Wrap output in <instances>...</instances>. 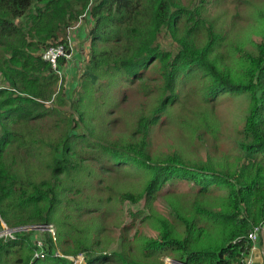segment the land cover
I'll list each match as a JSON object with an SVG mask.
<instances>
[{
    "label": "trees",
    "instance_id": "16d2710c",
    "mask_svg": "<svg viewBox=\"0 0 264 264\" xmlns=\"http://www.w3.org/2000/svg\"><path fill=\"white\" fill-rule=\"evenodd\" d=\"M207 1L93 0L68 95L41 53L90 0H0V219L57 235L43 258L31 230L0 236V264H72L57 247L87 264L249 255L264 222V0ZM237 92L233 124L217 97Z\"/></svg>",
    "mask_w": 264,
    "mask_h": 264
},
{
    "label": "built area",
    "instance_id": "2783aa9c",
    "mask_svg": "<svg viewBox=\"0 0 264 264\" xmlns=\"http://www.w3.org/2000/svg\"><path fill=\"white\" fill-rule=\"evenodd\" d=\"M93 4V0H90L86 10L79 16L78 22L72 26L67 28L64 42L51 44L48 47L44 48L41 53V57L44 61L48 62L51 65V68L57 73V75L61 76L63 74V67H60L59 59H64L65 64L69 62L75 52H76V43H75V32L77 28L80 26L81 22L88 18L90 15L91 5ZM81 52V49L79 50ZM64 64V65H65ZM40 227L42 230L40 231ZM16 230H31V232H39V237L34 240L36 245V250L34 252V257L43 258L46 256V250L44 249V233L49 232L52 240L57 243V235L55 228L52 224H29L21 228H17ZM14 230L12 231V233ZM263 232V228L260 226H255L248 232V238L250 241L255 242L260 237V234ZM10 230H5L3 234L0 236H11ZM53 254L57 257H62L69 260L72 264H87L86 255L82 252L77 254H64L62 253L58 247L53 250ZM249 256V255H248ZM244 257L240 264H254V259L252 257ZM162 264H185L179 261L174 260L169 256H165L163 258Z\"/></svg>",
    "mask_w": 264,
    "mask_h": 264
},
{
    "label": "rangeland",
    "instance_id": "374dc122",
    "mask_svg": "<svg viewBox=\"0 0 264 264\" xmlns=\"http://www.w3.org/2000/svg\"><path fill=\"white\" fill-rule=\"evenodd\" d=\"M211 2H212L211 0H208L206 2V7ZM225 4L228 5L227 4V0L225 1ZM226 5L223 4L221 6V9L230 8L229 5L228 6H226ZM229 17L230 16L227 13L225 18H229ZM84 21H86V19ZM82 23H83V21L81 22V24ZM226 23H227V21H226ZM89 24H91V22H89ZM238 24L239 23H237V26H238ZM84 25L86 27L88 25V23H84ZM236 29H237V27H236ZM236 33L238 34L239 31L237 30ZM88 38L85 41L84 40L79 41V37H78L76 48L78 49V48L82 47L81 49H83V51L86 50V52H87L88 48H89V45H88L89 44V41H88L89 39ZM84 53H85V51H84ZM86 60H87V56L84 55L83 58L78 62L77 67H75L76 73L70 71L69 68H70L71 65L68 66L67 64H65L63 66V74L61 76L58 75V83H57V86H56V92L59 91V89L61 88L60 84L63 83V84H65V88L68 89V91H69L68 95L72 94L70 92H72L74 90L75 85H76V81H77V77L81 73L80 71L85 66ZM0 83H1V81H0ZM54 96H55V94L53 95V97ZM247 96H248V93H246V92H237V93H234V94H226V93L220 94L217 97L218 105H217L216 112L221 114L222 117L225 118V119H226L225 115H229V119L228 120L231 121V122L233 121V124H235V122H237L239 120L241 114L243 113V111H244V109H245V107L247 105ZM234 128L235 127H232V131H234ZM171 140H172V138L168 136V142L166 144L170 143ZM163 143H164V138L160 137L158 139V144L160 146H162ZM177 188L178 189L180 188L179 185L177 186ZM139 206H140L139 204L125 203L124 208L131 209V210L134 211V210H137V208ZM157 206L159 208H161L162 204H161L160 201L157 203ZM0 224H1V227H2V230H0V234H3L5 232V230H10L11 233H12V231L14 229H16V227L9 228L7 226V224L2 219H0ZM260 227H262V226H260ZM39 229L41 231L42 227H40ZM263 234L264 233L262 232L260 234L259 239L255 240V242H252L253 245L251 247V250H250V253H249L248 257H252L254 259V264H263V256H264ZM39 236H40L39 232H34V234L32 235V239L35 240ZM115 245H116V243H115ZM166 256H168V255H166ZM163 258H162V262H163Z\"/></svg>",
    "mask_w": 264,
    "mask_h": 264
},
{
    "label": "crops",
    "instance_id": "0c3cea01",
    "mask_svg": "<svg viewBox=\"0 0 264 264\" xmlns=\"http://www.w3.org/2000/svg\"><path fill=\"white\" fill-rule=\"evenodd\" d=\"M84 20H83V23L77 28V30L75 32V43H76V45H77L78 37H79V41H82V40L85 41L88 38L87 34H88V30H89L90 24H89V21L87 19H86V21H84ZM84 23H88V25L85 27ZM81 48L82 47L77 49L75 47L76 52H75L73 58L69 62H67L68 66L71 65L70 68H69L71 72L74 71L75 67H77L78 62L83 58V56L84 55L87 56V52L88 51L86 52V50H84L85 51V53H84L83 49H81ZM80 49H81V52H79Z\"/></svg>",
    "mask_w": 264,
    "mask_h": 264
},
{
    "label": "water",
    "instance_id": "95a60500",
    "mask_svg": "<svg viewBox=\"0 0 264 264\" xmlns=\"http://www.w3.org/2000/svg\"><path fill=\"white\" fill-rule=\"evenodd\" d=\"M262 228H263V233H264V222L262 224ZM263 245H264V234H263ZM263 264H264V256H263Z\"/></svg>",
    "mask_w": 264,
    "mask_h": 264
},
{
    "label": "clouds",
    "instance_id": "9594fccd",
    "mask_svg": "<svg viewBox=\"0 0 264 264\" xmlns=\"http://www.w3.org/2000/svg\"><path fill=\"white\" fill-rule=\"evenodd\" d=\"M65 254V253H64Z\"/></svg>",
    "mask_w": 264,
    "mask_h": 264
}]
</instances>
